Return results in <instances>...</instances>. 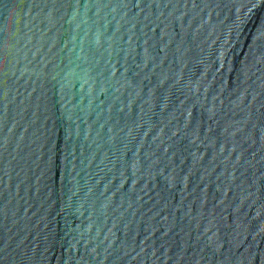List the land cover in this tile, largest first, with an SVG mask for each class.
<instances>
[{
	"label": "water",
	"instance_id": "obj_1",
	"mask_svg": "<svg viewBox=\"0 0 264 264\" xmlns=\"http://www.w3.org/2000/svg\"><path fill=\"white\" fill-rule=\"evenodd\" d=\"M0 264H264V0H0Z\"/></svg>",
	"mask_w": 264,
	"mask_h": 264
}]
</instances>
